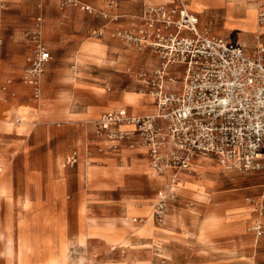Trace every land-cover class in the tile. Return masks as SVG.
<instances>
[{
  "label": "rangeland",
  "instance_id": "374dc122",
  "mask_svg": "<svg viewBox=\"0 0 264 264\" xmlns=\"http://www.w3.org/2000/svg\"><path fill=\"white\" fill-rule=\"evenodd\" d=\"M256 2L255 6L251 5L253 12L245 11L246 17L242 22L235 20L231 8L227 10V18L220 6L207 12L205 6L190 0L189 8L198 14L202 34L209 33L238 44L240 29L256 32L260 25L262 13L259 1ZM1 5L0 58L9 59L13 51L27 54L28 58L24 76L17 78L19 82H28L27 76H30L36 56L37 31H42L44 45L52 56L42 77L47 81L58 79L48 95L53 96L62 90V119H49L38 127L51 130L55 146L61 140L62 144L75 142L77 147L83 140L86 155L84 168L94 167L91 143L98 139L97 125L105 114L98 115L96 109L106 107L110 101L120 97V103L106 113L127 106L125 91L144 93L142 104L149 108L151 103L147 99L153 100L149 95L153 90V75L160 68L158 57L150 50L139 52L107 37L95 38L93 32L102 29L104 23L100 18L90 17L87 12H84V18L79 19L81 29L75 28L77 18H69L67 14L81 9L61 11L56 0H1ZM229 28L236 29L232 31ZM263 37L261 35L260 39ZM92 42L103 43L107 54L101 59L79 58V54L86 53V47ZM258 47L257 40V44H252L249 50ZM144 79L147 84L141 82ZM36 89L37 86L31 96L39 100L43 93L39 94ZM85 112L97 114L82 118L81 113ZM133 141L135 149L143 148L145 151L139 158L148 160L152 176H155L148 148L138 135ZM75 152L78 153V161L74 165L69 164ZM106 152L114 158V162L104 164L105 168H96L98 174L93 178L85 173L78 178L80 154L77 149L62 163L59 176H53L52 181L62 182L64 188L62 223L75 227L80 222L78 207L82 202L76 199V195L82 189L86 196L81 218L93 226L94 231L90 235L114 244L120 242L121 248L128 245L122 242L128 236L125 231L128 228L135 236L149 235V239L139 242L143 243L142 246L137 244L133 248L140 250L136 259H104L99 251L100 259H58L51 264H264V236L258 238L253 231L256 224L264 225V171H230L218 159H205L204 166H191V174L184 173V183L177 189L178 196L171 203L167 216L162 222H155L150 210L163 187L155 186L147 176L130 173L128 165L131 160L114 157L117 151L108 149ZM67 186L68 191L65 189ZM153 199L149 207H138ZM85 204L89 206V211ZM87 212L89 217H86ZM141 215L149 218L145 227L133 222ZM85 239L86 235L82 234L81 241ZM67 246L64 245V252ZM122 251L117 250L119 255ZM79 254L80 251L74 255Z\"/></svg>",
  "mask_w": 264,
  "mask_h": 264
},
{
  "label": "built area",
  "instance_id": "2783aa9c",
  "mask_svg": "<svg viewBox=\"0 0 264 264\" xmlns=\"http://www.w3.org/2000/svg\"><path fill=\"white\" fill-rule=\"evenodd\" d=\"M56 1L61 11L80 8L107 23L120 20L113 14L120 0H103L105 10L80 0ZM170 1L167 7L149 11L141 26H107L93 32L99 39L107 37L139 52L150 50L160 62L152 79L156 112L145 116L108 112L96 131L97 138L117 152L123 146L134 150L136 135L146 145L155 176L165 179L154 205L157 222L167 216L178 196L175 187L181 174L189 173L193 162L218 159L230 171H264V47L250 51L228 39L199 34V17L188 9L190 0ZM35 42L29 75L37 85L52 56L42 31L35 33ZM125 126L135 128L122 129ZM77 161L75 152L68 162ZM253 231L263 237L264 225L256 224Z\"/></svg>",
  "mask_w": 264,
  "mask_h": 264
},
{
  "label": "crops",
  "instance_id": "0c3cea01",
  "mask_svg": "<svg viewBox=\"0 0 264 264\" xmlns=\"http://www.w3.org/2000/svg\"><path fill=\"white\" fill-rule=\"evenodd\" d=\"M80 1L97 10H105L103 0ZM169 1L123 0L113 12L120 17V20L117 23H107L102 20L103 25L109 26L110 29L141 26L149 11L167 7ZM194 1L205 6L207 12L219 6L224 8L226 18L227 10L231 8L237 22H242L246 17L244 10L247 6H255L257 3L256 0ZM84 12L81 9L67 14L69 18H77L74 22L77 29H81L79 19L86 16ZM89 16L94 18L92 15ZM235 29L229 28L232 31ZM240 30L239 45L250 48L252 44H257L258 40V46L264 47V37L260 39L254 31ZM94 46H99L97 53L90 51ZM83 54L84 58L101 59L100 57L107 54L106 46L103 43L92 42ZM9 56L7 60L0 58V264H51L58 259H100L99 251L104 255V259H136L140 250L133 248H136L139 242L148 240L149 235L135 236L131 229H125L128 236H125L122 242H127L128 245H125V249L122 248V255H119L117 250L121 249L120 242L114 244L112 241L89 234L94 230L92 225L86 224L85 219L81 218L86 196L82 189L76 195V199L82 202L78 207L80 222L75 227L62 223L64 188L62 182L52 181L53 176L57 177L61 173L62 163L66 162L69 154L77 149L80 154L78 178L80 179L84 173L93 178L98 174L96 168H105L104 164L111 165L114 162V158L106 152L111 143L104 139H97L91 143L93 150L91 160L95 166L88 169L83 165L86 158L83 140L77 147L75 142L69 145V143L62 144L61 140L55 146L54 140L51 139V130L38 126L49 119H62V90L53 96L48 95L54 84L58 83V79L47 81L42 78L43 96L39 100H34L28 83L21 84L17 79L24 76L27 54L13 51ZM120 100L121 97L112 100L108 106L99 107L96 112L98 115L106 113L107 110L115 108ZM147 100L151 103L149 108L143 105H127L114 111L126 110L133 116L154 114L156 110L153 100ZM89 114L96 115L95 112H85L81 113L83 116L80 114L78 116L83 118ZM18 119L21 123H16ZM122 129L131 128L125 126ZM144 152L143 148L132 150L123 146L114 157L131 160L128 165L130 173L147 176L155 186L162 188L165 179L152 176L148 160L139 158ZM65 189L68 191V186ZM154 200L138 207H149ZM85 206L89 211V206L87 204ZM86 217H89L88 212ZM82 234L86 235L84 242L81 241ZM65 244L68 245L66 252L63 249ZM139 245L142 246L143 243ZM78 251L81 254L74 255Z\"/></svg>",
  "mask_w": 264,
  "mask_h": 264
},
{
  "label": "bare ground",
  "instance_id": "6f19581e",
  "mask_svg": "<svg viewBox=\"0 0 264 264\" xmlns=\"http://www.w3.org/2000/svg\"><path fill=\"white\" fill-rule=\"evenodd\" d=\"M227 4V3H226ZM233 4V3H232ZM0 7H3L2 5H1V3H0ZM252 6H247L246 8H245V10L244 11H246L247 13L248 12H253V7L251 8ZM264 7V2H263V0H259V8H260V14L261 13H263L264 12V10L262 9ZM188 9H189V7H188ZM243 11V10H242ZM259 27L257 28V30H256V33H257V36H258V38H260L261 37V35H264V22L263 23H260V21H259ZM257 25V24H256ZM197 32L200 34V31L199 30H197ZM95 37V36H94ZM95 38H97V37H95ZM99 46H94V48H92L90 51L92 52V53H97V51H98V48ZM259 47H261L260 45H259ZM87 48V47H86ZM249 48V47H248ZM127 53V52H126ZM79 58H81V59H83L84 57H85V55L84 54H79V56H78ZM94 58V57H93ZM96 59V58H95ZM76 60V59H75ZM79 65H80V63H79ZM76 67V66H75ZM81 67V66H80ZM73 69V68H72ZM75 69V68H74ZM76 71H77V69H76ZM68 73V72H67ZM77 73V72H76ZM72 76V75H71ZM42 78L43 77H41V81L36 85L35 83H34V81H32V76L30 77H28L27 76V83H28V85H29V87H30V89H35V87L37 86V92L39 93V94H42L43 93V86H42ZM73 79H75V78H73ZM77 79V78H76ZM142 81V80H141ZM144 83V82H143ZM71 84V83H70ZM147 84V83H146ZM36 85V86H35ZM143 92V91H142ZM151 97H153V95L150 93L149 94ZM143 98H145V96H144V93H138V92H124V99H125V101H126V103L128 104V105H140V106H142L143 104H142V101H141V99H143ZM148 104V103H147ZM16 123H21V120L20 119H18L17 121H16ZM206 160H210V159H206ZM199 161V162H198ZM198 161H196V162H193L192 163V165L191 166H197V167H202V166H204V164H205V159H200V160H198ZM198 162V163H197ZM191 172H192V170L190 169V172L189 173H185V174H191ZM155 174V173H154ZM193 174V173H192ZM184 175V173H182L181 174V181H180V183L175 187V190L177 191V189L179 188V186L181 185V184H183L184 183V181H183V176ZM197 190V189H196ZM201 193V192H200ZM156 201H157V199H156ZM156 201H155V203H156ZM86 208V207H85ZM150 214H151V216H152V219H153V221H155V222H157L156 220H155V218H154V206L152 207V209H151V211H150ZM139 218H141L142 219V222L140 223V222H138V223H135L134 221L135 220H137V219H139ZM139 218H134L133 219V222L135 223V224H137V225H139L140 227H145V226H147V224L149 223V218H147V217H139ZM143 234V233H142ZM122 249V248H121ZM123 249H125V248H123Z\"/></svg>",
  "mask_w": 264,
  "mask_h": 264
}]
</instances>
